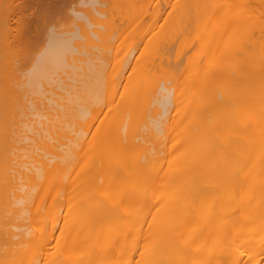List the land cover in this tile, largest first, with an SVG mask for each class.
Masks as SVG:
<instances>
[{
  "label": "bare ground",
  "instance_id": "bare-ground-1",
  "mask_svg": "<svg viewBox=\"0 0 264 264\" xmlns=\"http://www.w3.org/2000/svg\"><path fill=\"white\" fill-rule=\"evenodd\" d=\"M72 4L20 64L1 20L0 264H264V0Z\"/></svg>",
  "mask_w": 264,
  "mask_h": 264
},
{
  "label": "rangeland",
  "instance_id": "rangeland-1",
  "mask_svg": "<svg viewBox=\"0 0 264 264\" xmlns=\"http://www.w3.org/2000/svg\"><path fill=\"white\" fill-rule=\"evenodd\" d=\"M0 1H2V2H0V13H2V14H0V28L1 29H3L2 27H3V22L6 24V25H14V26H11V27H13V28H15L16 29V27H17V25H19V24H24L25 23V21H26V23L28 24V22H29V24L28 25H26V23H25V26H24V31H25V33L23 32V30H22V32H21V34L23 33L24 34V36H23V38L21 39V43H20V38H19V43H20V45L18 46V50L16 49V51H17V53H19L18 54V56L20 55L21 57H16V58H18L17 60L19 61V64H20V62H26V61H29V60H31V58H33V53H34V55L38 52V48H40L39 46H41V45H43V43H44V41H46V40H44L43 41V43H42V41H40L41 42V44L39 45V41L38 40H40V39H42V35H44V33H46V31H45V28H44V26L46 27V25L48 24V23H50L49 25H48V27L49 26H52V30H54L53 28L55 27L56 28V26H57V24H58V27H59V29H64V30H69V28H74L73 26H70L71 25V23H72V17L74 18V16L72 15V13H71V8L69 7V6H71V4H72V2L74 3H76V1L77 0H72L71 2H70V4H69V2L67 1H65V0H58V3L57 2H52V3H49L47 0H44L45 1V3L46 4H44L43 2L41 3V2H35V1H33L32 0V2H31V0H0ZM7 1V2H6ZM29 3V4H28ZM48 3V4H47ZM66 3V4H65ZM75 3L74 4H72V5H74V7L75 6H77L78 7V4H79V2H78V4H76L75 5ZM88 3H89V5H88ZM36 4V5H35ZM44 4V5H43ZM9 5H10V7H9ZM20 5V6H19ZM40 5V6H39ZM47 5V6H46ZM82 5V4H81ZM86 5V8H89V6H90V8H91V6L93 5H91V3L90 2H83V6L82 7H84ZM21 6H23V7H21ZM80 6V5H79ZM94 6H97V5H93L92 6V8L94 7ZM2 7V8H1ZM21 7V8H20ZM38 7V8H37ZM39 7H40V9H39ZM42 7V8H41ZM45 7H47V8H50V9H48L47 10V8H45ZM69 7V8H68ZM19 8V9H18ZM23 8V12H21L22 9ZM43 8H45V10H43ZM72 8H73V6H72ZM3 9V10H2ZM6 11H5V10ZM34 9H35V11H34ZM41 9H42V11H41ZM178 9V8H177ZM9 10L12 12L11 14H9ZM28 10V11H27ZM33 10V11H32ZM3 11V12H2ZM39 11H41V13H46V15H48V16H46V15H42ZM65 11V12H64ZM67 11V12H66ZM169 11H170V8H169ZM169 11L167 10V12H166V14L167 15H169ZM19 12V13H18ZM34 12V13H33ZM39 12V14L38 15H41V16H39V18H38V16H37V20H35V18H34V16L35 15H37V13ZM48 12V13H47ZM61 13V14H60ZM64 13H66V14H64ZM191 13H192V11H191ZM22 14H23V16H22ZM31 14V15H30ZM35 14V15H34ZM189 14V13H188ZM2 15H6L5 17H4V19H1L2 17ZM20 15V16H19ZM24 15H25V18H24ZM55 15H57V16H55ZM44 16H46L45 18H43ZM170 16V15H169ZM20 17L22 18V19H20ZM36 17V16H35ZM190 17V20H191V23L193 22L192 21V19L193 18H195L194 16L192 17L191 15L189 16ZM192 17V18H191ZM201 17H203L202 15L199 17V18H201ZM6 18H9V20L8 19H6ZM103 18V17H102ZM19 19V20H18ZM42 19V20H41ZM161 19H163V20H161ZM161 19H159V21L157 22V24L154 26V28H158V30H159V27H160V25H159V27H157L158 26V24H160V23H162L163 24V27L165 26V16L164 17H161ZM187 19H188V17H187ZM1 20H3V22H1ZM13 20V21H12ZM17 20V21H16ZM24 20V21H23ZM31 20V21H30ZM33 20H35V21H33ZM78 21L80 20V19H77ZM194 20V19H193ZM200 20V19H199ZM198 20V21H199ZM19 21H22V23H20ZM46 21H47V23H46ZM52 21V22H51ZM81 21V20H80ZM161 21V22H160ZM162 21H164V22H162ZM14 22V23H13ZM16 22H18V24L16 25ZM24 22V23H23ZM160 22V23H159ZM190 21L188 20V23H189ZM199 22H201V20L199 21ZM2 23V24H1ZM10 23V24H9ZM32 23H33V25H32ZM42 23V24H41ZM136 23V24H135ZM194 23H196V22H194ZM34 26V24H35V29H34V27L32 28V26ZM43 24H44V26H43ZM134 24V25H133ZM132 25H131V27L129 26L128 27V31H133L134 33H135V30L140 26V24H138L137 23V21H135L134 23H133ZM161 24V25H162ZM54 25V26H53ZM195 25H197V24H195ZM195 25L193 24V26L195 27ZM200 25V24H199ZM16 26V27H15ZM26 26H27V28H30V29H27L26 28ZM29 26H31V27H29ZM93 26H97V25H93ZM92 26V27H93ZM204 26V25H203ZM48 27H46L47 29H49ZM58 27H57V29H58ZM68 27V28H67ZM97 27H99V26H97ZM102 26H100L99 28L100 29H102L101 28ZM162 26H161V28H163ZM188 27V26H187ZM187 27L185 28L186 30H187ZM25 28H26V30H25ZM154 28H150L149 29V33H148V35L149 34H151V32H153L152 30H154ZM161 28H160V30H161ZM189 28V27H188ZM0 29V33H2V30ZM58 29V31H60ZM196 29V28H195ZM31 30V31H30ZM38 31V33L37 32H35V31ZM79 30H80V27H79ZM102 30H105L104 28L102 29ZM158 30H156V31H158ZM190 30H192V29H190ZM29 31V32H28ZM42 33H41V32ZM50 31H51V29H50ZM55 31V30H54ZM156 31H154V32H156ZM12 32H13V34H16L17 33V30L15 31L16 33H14V30H12ZM27 32H28V35L30 34V36H29V39H26L27 38ZM187 32H188V30H187ZM197 32V31H196ZM33 33V34H32ZM190 33V32H189ZM192 33V32H191ZM190 33V34H191ZM19 35V36H22V35ZM26 34V35H25ZM80 34H81V36H77V37H74V39L76 40V38L77 39H79V42H78V44H79V47H78V50L79 51H77V52H75V55L77 56H79V55H81L82 54V52H81V50L82 49H84V51H86L87 52V50L88 49H86L85 50V48H86V46L88 45V48H92L91 50H92V53L91 54H93V53H96V54H98L99 55V52H101V56L102 57H98V55H97V57H96V59H104L103 58V55H102V52L103 51H100L99 49H98V47H97V45L96 44H92L90 41L89 42H87L86 41V43H85V40L84 39H86L84 36L85 35H83V34H85V32H83V30H80ZM194 34V33H193ZM2 35V36H1ZM0 35V38L1 37H3L4 35L3 34H1ZM6 35V34H5ZM147 35V36H148ZM192 35V34H191ZM191 35H189V37H187V39L189 40V38H190V36ZM63 36V35H62ZM131 37H135V36H133V34L132 35H130ZM150 36V35H149ZM178 36V38H179V41H180V37L182 36V33L180 34V35H177ZM180 36V37H179ZM41 37V38H40ZM45 37H46V35L43 37L44 39H45ZM4 38V37H3ZM7 38V37H6ZM11 38H13L12 36H9V38H8V41L9 42H12L11 44L12 45H14L15 43V45H18L19 43H18V40L16 41V39H17V37H15V38H13L12 40H11ZM37 38V39H36ZM93 38V37H92ZM194 38H195V36H194ZM32 39V40H31ZM34 39V40H33ZM74 39L72 40V41H74ZM130 40H132V39H125V40H123V42H121V44H120V47H119V50L118 51H111L110 50V53L112 54V56H111V58H113V60L111 59V58H109L110 56V54L107 56L108 58H109V60L106 62V65L108 64V68L110 67V68H115L116 67V65H119V64H121L124 60H125V54L127 53V50H126V48L128 47V48H130V46H131V41ZM191 40V39H190ZM3 41V42H2ZM185 41V40H184ZM200 42V40H199V38L197 39L196 38V40H195V42ZM2 42V43H1ZM25 42V43H24ZM177 42V41H176ZM195 42H193V46H194V44H195ZM18 43V44H17ZM31 43V44H30ZM77 43V42H76ZM133 43H135V41H133ZM133 43H132V45H133ZM141 43V42H140ZM139 43V44H140ZM186 43V44H185ZM185 43H183V45H184V51H185V53H187V55H188V51H192L193 49H194V47L190 44V46H191V48L189 49V44H187V41H185ZM2 44H4V40H2V39H0V51H1V55L3 56V57H7V55L9 56L10 55V53L11 52H8L7 54H6V52H7V48L6 47H4V45H3V47H2ZM29 44V45H28ZM84 44L86 45L85 47H84ZM138 44V45H139ZM145 44V41H142V43L139 45V47H134V48H138L137 49V51H136V53L134 54V48H132V46H131V49L134 51L133 52V56H136V54L138 55L139 53H140V51H141V49H142V47H143V45ZM176 44V43H175ZM180 44V43H179ZM199 44V43H198ZM35 45V46H34ZM38 45V46H37ZM173 45L174 44H172L170 47H168L169 49H171V47H173ZM197 45V44H196ZM89 46H91V47H89ZM133 46H137V44L135 43V45H133ZM13 47V46H12ZM176 47V46H175ZM175 47H173V48H175ZM187 47V49L185 50V48ZM193 47V48H192ZM2 48H4V51H3V49ZM15 48H17V46L15 47ZM32 48V49H31ZM82 48V49H81ZM179 48H180V46H179ZM22 49V50H21ZM34 49V50H33ZM38 49V50H37ZM6 50V51H5ZM14 50V49H13ZM13 50H11L12 52H13ZM108 50V49H107ZM173 50V49H172ZM172 50H169L170 52H172V53H174V54H171L170 53V55L173 57L175 54H176V52H177V50L175 51V52H173ZM181 50V49H180ZM8 51H10L9 49H8ZM16 51L14 50V52L13 53H16ZM20 51V52H19ZM83 51V50H82ZM89 51H90V49H89ZM88 51V52H89ZM109 51V50H108ZM108 51H107V53H108ZM139 51V52H138ZM166 51L168 52V49H166ZM187 51V52H186ZM194 51V50H193ZM3 52H5V55H3L2 53ZM12 53V55H14ZM17 53H16V55H17ZM81 53V54H80ZM104 53V52H103ZM106 53V52H105ZM106 53V54H107ZM31 54V55H30ZM84 54V53H83ZM83 54H82V57H84L83 56ZM88 54V53H87ZM96 54H94V55H96ZM190 54V53H189ZM28 55H30L29 57H26V56H28ZM74 55V54H73ZM86 55V54H85ZM92 56L91 55V57L89 56H87V58L86 59H88V58H90V60H95V59H93L92 57H94L95 58V56ZM115 55V56H114ZM11 56V55H10ZM9 56V57H10ZM23 56V57H22ZM77 56V58H79V60H81L80 59V57H78ZM124 56V57H123ZM184 56V58H185V55H183ZM182 57V56H181ZM180 57V58H181ZM1 58V57H0ZM12 58H14V57H12ZM11 57H10V59H12ZM16 58H14V59H16ZM23 58H26V59H24V60H21V59H23ZM74 58H75V56H74ZM92 58V59H91ZM183 58V57H182ZM182 58H181V60L179 59V62L181 61V63H183L182 62ZM6 59V61H5V63L7 62V61H9L10 59H7V58H5ZM84 59H85V57H84ZM201 59V58H200ZM3 59H1V63H3V61H2ZM79 60H76V58H75V62H76V64H79ZM16 61V60H15ZM14 60L12 61V62H15ZM18 61H17V63H18ZM82 61V60H81ZM85 61V60H84ZM87 61H89V60H87ZM96 61V60H95ZM101 60H99V63H101L100 62ZM112 61H114L113 63H112ZM202 61H203V58H202ZM91 62V61H90ZM112 64H111V63ZM9 63H11V62H9ZM7 64H8V62H7ZM15 65H16V62L14 63ZM85 64V63H84ZM115 64V65H114ZM10 65V64H9ZM110 65V66H109ZM112 65V66H111ZM4 66V67H3ZM3 66L1 65L0 67H2V70H3V68L5 69V65H4V63H3ZM7 68H8V65H7ZM6 68V69H7ZM61 70V69H60ZM66 71H67V73H68V68H66L65 69ZM65 70H64V72H65ZM130 69H126V71L128 72ZM7 71V70H6ZM62 71V70H61ZM69 71H70V69H69ZM58 72H59V70H58ZM64 72H63V74H64ZM0 73H1V70H0ZM60 73V72H59ZM8 74V72L6 73V75ZM60 74H62V72L60 73ZM59 74V75H60ZM72 74V72H70V75ZM58 75V74H57ZM57 75H55L54 74V77H55V79H59L60 81L57 83L56 81L55 82H51L50 84H53V85H51V86H47V87H49V88H46V85H48V84H44V86H45V89H48V90H46V96H48L47 95V92H49L50 93V95L52 94V92L53 91H55V88H56V91H58V87L60 88L61 87V85H62V83L64 82V81H70L69 79L67 80V79H64L63 80V78L65 77V78H67L66 76H64L63 75V77L60 75L59 77H61V78H57ZM8 76V75H7ZM53 77V78H54ZM63 81V82H62ZM54 83L56 84V86H55V88H54ZM60 83H61V85H60ZM66 83H68V82H64V84H63V87H61V91L63 92V91H65V89H64V87L66 88ZM49 84V85H50ZM102 84H103V87H104V93H106L107 91H105V89L107 90V85H108V78L105 76V74H104V78H102ZM65 85V86H64ZM52 87V88H51ZM67 87H68V85H67ZM54 88V90H52ZM67 89V88H66ZM58 93V92H57ZM65 93H66V91H65ZM62 94L63 93H61V94H56V92L54 93L53 92V95H56L55 96V98L53 99V97L54 96H52V98H51V100L53 101V102H55L56 103V101L57 102H61L62 100L60 99V98H57L58 96L57 95H60L61 97H62ZM44 95H45V93H44ZM65 94H63V96H64ZM66 95H68V94H66ZM104 95V94H103ZM105 96H106V94H105ZM64 97H66V96H64ZM104 97V96H103ZM55 99H58V100H56L55 101ZM60 99V100H59ZM45 101V100H44ZM48 101V100H47ZM103 106L105 105H107V104H105V97H104V101H103ZM50 107H52L53 109H54V107L56 108V109H59L58 107H57V105L56 104H54L53 106H52V103H51V106H49V109L48 110H51L52 108H50ZM52 109V110H53ZM55 111V109L52 111V112H54ZM51 112V113H52ZM55 113H56V111H55ZM39 119V118H38ZM38 126V125H37ZM27 258V257H26ZM29 259V258H28ZM26 260V259H25ZM27 262H29V260H27ZM23 263V262H22ZM25 264V263H24ZM26 264H29V263H26Z\"/></svg>",
  "mask_w": 264,
  "mask_h": 264
}]
</instances>
